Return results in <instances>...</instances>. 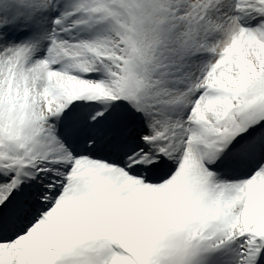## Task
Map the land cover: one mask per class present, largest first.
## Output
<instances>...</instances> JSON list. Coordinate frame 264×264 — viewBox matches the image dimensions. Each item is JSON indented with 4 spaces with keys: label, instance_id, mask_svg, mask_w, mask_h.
Wrapping results in <instances>:
<instances>
[{
    "label": "snow or ice",
    "instance_id": "1",
    "mask_svg": "<svg viewBox=\"0 0 264 264\" xmlns=\"http://www.w3.org/2000/svg\"><path fill=\"white\" fill-rule=\"evenodd\" d=\"M0 264H264V0H0Z\"/></svg>",
    "mask_w": 264,
    "mask_h": 264
}]
</instances>
